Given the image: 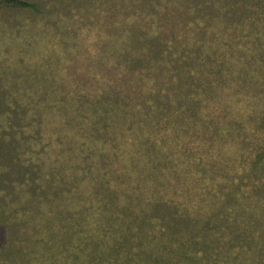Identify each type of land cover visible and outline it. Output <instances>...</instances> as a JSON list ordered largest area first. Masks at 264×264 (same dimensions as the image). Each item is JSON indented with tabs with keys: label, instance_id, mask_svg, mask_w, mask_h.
I'll return each instance as SVG.
<instances>
[{
	"label": "rangeland",
	"instance_id": "obj_1",
	"mask_svg": "<svg viewBox=\"0 0 264 264\" xmlns=\"http://www.w3.org/2000/svg\"><path fill=\"white\" fill-rule=\"evenodd\" d=\"M23 1L0 4V264L263 258L264 0ZM120 184L198 222L148 238Z\"/></svg>",
	"mask_w": 264,
	"mask_h": 264
},
{
	"label": "trees",
	"instance_id": "obj_2",
	"mask_svg": "<svg viewBox=\"0 0 264 264\" xmlns=\"http://www.w3.org/2000/svg\"><path fill=\"white\" fill-rule=\"evenodd\" d=\"M0 4L3 6H8V7L30 8L32 10L35 9V6L33 4L23 1V0H0ZM253 5L256 6V3H253ZM251 9L253 8L250 6V10ZM198 58L200 59V57ZM170 68L171 66L168 67L169 71H171ZM170 81L172 82V79ZM150 90H151L150 91L151 94H154V95L159 94L157 89L150 88ZM167 94L169 95L168 92ZM263 158H264V144H262V151L258 153L257 161L256 162L254 161L253 165L255 166V163L261 164ZM140 188L137 187L135 189L134 188L131 189L126 184H120L118 186L113 187V192L115 193V197H114L115 205L116 207H119L120 209L121 213L119 214L125 215V214H128V212H130L132 215H135V218L137 219V221H139V223H141L142 225H149L150 227H153L154 229L151 232H149L147 235L148 238H152V239L155 238V235L158 232L167 233L168 231L173 232V230L176 232L177 230L174 228H179L182 225L186 226L187 230H190V228L194 227V225L198 222V220L195 219L197 217H193L192 214L190 216V213H191L190 210L188 211V210L182 209L184 208L183 203L176 202L174 198L166 197V193H163L164 190L161 186L155 185L153 189L151 188L152 191L147 193V196L143 195ZM118 193H121V194L117 196ZM139 194L140 195L142 194L141 197L139 196ZM136 199L140 200L139 207L145 210H147L146 208H149L151 210V211L149 210L150 214L152 215H149V216L143 215L140 211L133 210L131 208V204H132V201ZM108 206L109 205L106 200L102 201L101 208L107 209ZM208 224L210 223L208 222L207 225ZM142 225L139 228H143ZM238 228L240 229V227H237L236 229ZM207 229L209 228L205 226L204 227L205 236L206 238H209L208 236L210 234L207 233L208 232ZM220 231L223 232L222 228L220 229ZM199 238L200 239L198 243L203 240L202 237H199ZM250 240L254 241V237L253 239L252 237H250ZM260 240H261L260 242L264 243V236H261ZM201 243H204V242H201ZM259 245H261V243ZM255 249H258V248H255ZM261 251H264V249L261 248ZM261 256H263V258H258L256 256V260H255L256 264H264V255H261Z\"/></svg>",
	"mask_w": 264,
	"mask_h": 264
}]
</instances>
